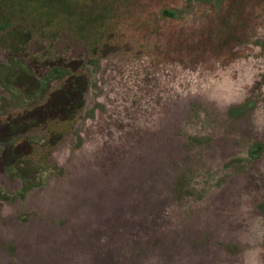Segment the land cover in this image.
<instances>
[{"label":"rangeland","instance_id":"1","mask_svg":"<svg viewBox=\"0 0 264 264\" xmlns=\"http://www.w3.org/2000/svg\"><path fill=\"white\" fill-rule=\"evenodd\" d=\"M0 264H264V0H0Z\"/></svg>","mask_w":264,"mask_h":264},{"label":"trees","instance_id":"2","mask_svg":"<svg viewBox=\"0 0 264 264\" xmlns=\"http://www.w3.org/2000/svg\"><path fill=\"white\" fill-rule=\"evenodd\" d=\"M34 76H36V81H37V83L40 85V83L43 81V79L45 78V76H43L42 74H40V73H38V74H35ZM63 76H58V78H62ZM84 97L82 96L81 97V102H83L84 103V99H83ZM261 151H262V144H260V143H255V144H253L251 147H250V149H249V155H250V157H252L253 159L254 158H257L258 156H259V154L261 153Z\"/></svg>","mask_w":264,"mask_h":264}]
</instances>
